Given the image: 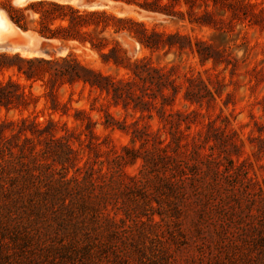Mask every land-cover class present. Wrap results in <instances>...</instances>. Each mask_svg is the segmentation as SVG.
<instances>
[{"label":"trees","instance_id":"obj_1","mask_svg":"<svg viewBox=\"0 0 264 264\" xmlns=\"http://www.w3.org/2000/svg\"><path fill=\"white\" fill-rule=\"evenodd\" d=\"M108 1L175 21L184 20L180 10L183 4L191 26L215 31L227 24V14L252 22L261 19L264 28V17L255 11L257 4L247 0ZM0 6L21 30L28 31L29 25L35 23L33 31L42 38L89 44L105 64L127 71L125 77L115 78L82 63L73 54L23 58L0 53V72L15 71L28 83L11 77L0 80V110L24 112L35 108L41 99L33 90L35 83H41L44 97L50 98L52 114H67L58 100V90L65 84L80 83L99 95L105 94L108 107L127 109L133 102V108L142 112L144 109L132 101L134 97L138 99L133 89L138 81L178 92L170 73L150 67L145 59L132 61L113 38L128 33L152 52L166 48L183 50L188 46L187 36L178 31L151 28L132 16L117 15L105 8L81 10L56 1L40 0L14 7L7 0ZM27 12L36 19L29 20ZM195 42L201 61L217 65L213 45L196 37ZM152 73L157 74V81ZM204 93L208 94L200 87L196 93L187 91L184 98L199 104ZM148 98L149 103L156 104V97ZM162 98L157 114L164 129L168 127L170 140L157 137L156 145L143 147L142 151L125 148V154H116L111 161L116 166L114 171L101 173V169L94 167L82 177H67L66 166L77 162V154L66 124L54 118L40 122L38 117L30 116L0 124V264H157L156 259L147 258L143 248L137 246L141 242L139 235L147 234L146 226L152 228L151 234H157L166 223L164 214L168 211H163L164 206L169 208L170 216L187 218L192 209L188 201L199 207V223L214 227L219 249L244 245L249 257L264 252L262 201L251 189L246 169L235 166L226 157L227 165L221 160V154L227 155L232 142L216 137L217 134L205 136L202 145L192 138L193 149L187 154L184 141L192 135L187 130L196 120L167 110L168 97ZM141 104L148 105V101ZM83 114L87 118L86 131L96 137L97 122L85 110ZM105 118L107 127L122 131L127 127L119 125L108 111ZM133 138L149 144L138 131L133 132ZM219 145L226 149L219 150ZM138 159L142 160V168L138 175L130 176L124 167ZM132 195L140 197L133 199ZM148 197L151 199L146 201ZM152 200L158 208L151 205ZM127 221H132V225ZM249 232L253 234L250 239ZM161 251L169 253L168 248Z\"/></svg>","mask_w":264,"mask_h":264},{"label":"rangeland","instance_id":"obj_2","mask_svg":"<svg viewBox=\"0 0 264 264\" xmlns=\"http://www.w3.org/2000/svg\"><path fill=\"white\" fill-rule=\"evenodd\" d=\"M4 1L7 0H0V3ZM35 1L40 0H29L22 6L16 5L14 0H11V4L14 7H24ZM46 1L71 4L81 10L105 8L117 15L132 16L138 21L145 22L151 28L155 27L158 30L170 32L178 31L186 35L187 48L183 50L166 48L157 52L146 49L128 33L113 35L129 59L132 61L145 59L150 67L163 69L170 73L178 92L175 94L170 87L164 89L149 82L138 81L137 86L133 88L138 99L134 97L135 100L132 101L144 109L142 112L133 108V102H130L127 109L122 106L108 107L109 98L105 94L99 95L96 91H91L88 86L80 83L65 84L58 90V100L61 103L60 107L67 114L62 112L52 114L50 98L44 97L45 90L42 84L35 83L33 90L41 96L38 105L24 112L17 110L7 112L2 108L0 110V124L4 120H16L27 116L38 117L40 122L54 118L60 121L62 125L66 124L70 130L72 146L77 154V162L74 163L76 165L66 166L68 169L67 177H82L94 167L97 170L101 169V173H105L116 169L111 161L116 154H125V148L136 150H141L146 146L151 148L152 144L156 145L157 137L162 140L166 138L170 140V135L166 133L168 127L164 129L157 114V109L161 107L162 96L166 95L168 97L166 103H169L167 104L169 106L165 107L167 110L182 112L188 116V120H196L187 130V133L192 135L186 137L184 141L187 144L186 148H188L187 154H190L193 149L192 138H195L194 140L202 145L205 136L210 137L217 134L216 137H226V140H230L232 145L227 147V155L221 154L223 164L227 165L224 159L226 157L232 160L235 166L246 169L250 184H252L251 189L258 195L262 201L261 207L264 208V28L261 26V19L256 20L257 22L253 21V23L249 18L239 20L231 17V14H227L225 16L227 24L222 30L215 31L207 27L191 26L187 20L186 9L183 4L180 5V10L184 20L175 21L108 0H94L97 4H91L90 1L93 0ZM247 1L256 3L255 11L264 17V0ZM97 5H101V7H97ZM27 14L29 20H34L37 17L30 15L29 12ZM4 15L11 22L6 12ZM35 26V23H31L28 31H23L16 26L18 32L2 36L0 43L4 41L12 43L13 40L16 41L21 36L36 46L28 48L25 45L20 51L12 48L1 49L0 53L18 54L23 58L38 56L50 58L73 54L82 63L106 75L115 78L127 75L125 69L117 68L113 64H105L100 54L92 50L89 44L81 45L74 41L47 40L33 31ZM19 31L28 32V34H19ZM195 37L213 45L217 65H214L212 61L205 63L201 61L196 51ZM42 44H49L53 47L46 56L36 53L38 46ZM56 47H61L62 50L57 51ZM152 76L154 81H157V74L152 73ZM9 77L26 83L15 71L0 72V80L7 81ZM200 87H204V90L208 92V94L204 93V97L200 99L201 103H191L184 98L187 91L196 93L199 92ZM151 95L156 97L155 105L152 102L149 103L148 97ZM144 101H148V105L143 106L141 102ZM92 108L95 109L92 110ZM84 110L94 122H97V125L94 126L97 136L94 138L89 136L84 127L87 122V118L83 114ZM107 111L119 122V125H127L124 131L104 125L106 121L105 112ZM110 121L113 122V120ZM134 131H138L139 135L143 137L142 139L149 140V144L146 145L143 140L134 139ZM6 133L10 135L11 132L6 130ZM217 144L220 142L217 141ZM221 149L225 150L226 148L219 145V150ZM99 150L101 153H98ZM219 150H215V154ZM207 152H209V148ZM141 168L142 160L138 159L133 164L125 166L124 170L130 176H136ZM141 195H145L144 191H141ZM139 197L136 198L135 195H132L133 199ZM157 198L163 197L157 196ZM148 199L151 198H146V201ZM150 203L158 208V204L154 200ZM187 204L192 208L188 212L187 218L184 215L179 219L170 216L169 208L164 206L163 211H168L164 214L166 223L157 234H151L152 228L146 226L147 234L141 233L139 235L141 242L137 246L143 248V253L147 258L156 259L157 264H264V252L262 254L255 252L253 257H249L246 255L247 250L244 249V245L233 249H219V239L215 236L214 227H208V224L201 225L199 216L196 214L199 207L193 204V201H188ZM177 205L181 204L177 203ZM118 217L123 216L119 214ZM155 218L160 219L159 216H155ZM127 224L132 225V221H127ZM251 236L253 234L249 232L247 237L250 239ZM164 248L169 250L167 255L161 251ZM132 249L135 248L132 246Z\"/></svg>","mask_w":264,"mask_h":264},{"label":"bare ground","instance_id":"obj_3","mask_svg":"<svg viewBox=\"0 0 264 264\" xmlns=\"http://www.w3.org/2000/svg\"><path fill=\"white\" fill-rule=\"evenodd\" d=\"M27 1H29V0H26L24 3H22L21 4V6L22 5H24ZM5 12L4 11H1L0 10V38L2 37V36H5V35H12V34H15V33H17L18 31V29H16L17 27L12 23V22H10L6 17H5ZM19 34H24V35H27L28 34V32L27 33H23V32H21V31H19ZM29 34H30V32H29ZM19 37V36H18ZM20 39V40H19ZM19 39L18 40H16V41H12V43H9V42H2V43H0V46L1 45H5V44H7V46L9 47V48H12V49H15V50H18V51H20V50H22V48H21V46H20V44H23V45H27L28 46V41L26 40V39H23L21 36L19 37ZM33 41V40H32ZM36 53H38V54H40L38 51L36 52ZM31 55H36V54H31ZM41 56H43L42 54H40Z\"/></svg>","mask_w":264,"mask_h":264},{"label":"water","instance_id":"obj_4","mask_svg":"<svg viewBox=\"0 0 264 264\" xmlns=\"http://www.w3.org/2000/svg\"><path fill=\"white\" fill-rule=\"evenodd\" d=\"M26 0H14V3L16 4V5H21L22 3H24ZM90 3L91 4H97L96 3V1H90ZM97 7H101V5H97ZM0 10L1 11H4L3 9H1L0 8ZM20 46H21V48L23 49L24 47H25V45H23V44H20ZM33 46H36V45H34V44H32V42H28V48H32ZM38 46V45H37ZM9 47L7 46V44H5V45H1L0 46V50L1 49H8ZM53 47L51 46V45H49V44H42V45H39L38 46V52L40 53V54H42L43 56H46V55H48V53H49V51L52 49ZM56 50L57 51H61L62 50V48L61 47H56Z\"/></svg>","mask_w":264,"mask_h":264}]
</instances>
